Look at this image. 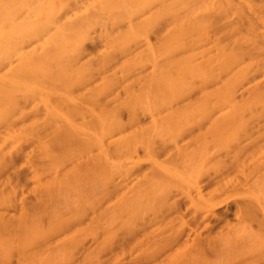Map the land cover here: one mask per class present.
I'll return each instance as SVG.
<instances>
[{
	"label": "bare ground",
	"instance_id": "6f19581e",
	"mask_svg": "<svg viewBox=\"0 0 264 264\" xmlns=\"http://www.w3.org/2000/svg\"><path fill=\"white\" fill-rule=\"evenodd\" d=\"M255 1L257 2V0H0V128H4V133L2 132V136H0V172L12 168L13 166L12 161L14 157L13 159L8 157H10L9 155L13 154L15 149L17 150V147H18V151H20L19 149L23 147L22 145L24 144V142L26 143L27 141L29 140L31 141L32 139L34 141L35 139L38 140L37 141L38 146L35 145L34 146L35 149L33 150L35 151L36 148L38 147V154H40L39 159L43 157L49 158L46 159L45 161L44 160L42 161L46 162L47 160H51L50 162L52 163H48L51 164L50 166H52L50 168L53 169V160L57 164H61V162H63L64 160H67V162L68 160H70V162L72 160L74 162L73 166H72L73 163L71 164L72 167L68 166L70 162L66 164H65L66 161L64 162L65 167L68 166L71 169L69 171L68 168L69 173L66 176L67 174L66 173L67 168H66L64 172V174L65 173L66 174L65 176L62 177L60 176V174L63 173L61 171H63L62 169L64 168V166L60 165L61 168L60 169L59 165H56V167L60 169L57 170L54 164L55 171L57 170L59 173L61 172L60 174L58 173L60 176V180L55 179L58 177L57 174L56 176L52 175L55 178L53 180L52 179L53 177H51L49 181V177L47 176L49 175L47 174L48 173L47 167L49 165L47 164L48 166L44 167L47 162L43 166L44 162L42 164L40 161L43 167L40 166L39 168L34 166V169L36 168L35 172L37 174L38 173L42 174L43 172L44 173L47 172L45 177H48V178H44L46 180L48 179L47 181L44 180V184L42 183L41 185L40 183L41 187L43 186V188H41L39 184L36 183L38 184V187H40L41 189V191L36 192V194L42 192L40 193V196L44 197L43 199L42 197L37 195L40 197L39 200L41 198L43 199V200L41 199L40 202L39 200H37V202H39L40 204L43 201L47 203V199L53 196V193L57 191L56 189L60 185H61L60 187L61 190V188H63L61 184L62 182L66 183L67 187L70 186L69 189L71 188L72 190V188H74L77 190L75 191L79 193V197H78V201L77 200L76 201L79 202L78 203L79 206L75 201L76 192L73 191L74 189L72 190V192L70 190V192L73 193L72 195L73 196L75 195V197L72 196L75 199L73 198L72 199L76 202V205L79 208L78 210L74 211V213H77V215L80 214V217H78L79 220L77 221L74 220L75 226H76L75 222L78 224L82 222L83 219L82 217H84L83 216L84 214L82 216L81 214L86 209L88 210V208H91L92 212L94 213L95 211H97L95 213L96 215L98 214V209H100L99 207L101 206L100 203H102V200L104 201L103 202L104 204H105V199L106 202H110L114 199L115 197L114 195L116 194H117L116 197L119 196L117 197L119 200L116 199L113 202L114 203L112 205L113 207L111 206L112 209L110 207L109 212L108 209H104V212L106 211V213H102L103 211L101 212L99 211L98 214L99 216L97 215L98 217L95 220L97 225L94 224L96 227L92 225L93 229L96 228L95 229L96 231L95 230L92 231V228L90 230L89 226L91 225H89L88 228L85 229L87 230L89 229L91 232H93L94 235H96V232L98 234L100 233L98 228L101 229L103 228L104 231L103 230L102 231L104 234L107 233L111 235V233H113L116 230L115 228L118 229L117 226L114 227L113 224L114 221L123 218L126 215L125 212H128V214L131 213L129 214V216L131 215L132 217L133 213L136 212L137 210V215L136 213L134 214L136 215L135 217H137L136 219H138L139 214L140 216H142L143 214L142 212L144 211L145 213V209H147L148 207H149L148 211L151 208L153 209V211L155 210V213L157 212L158 214L159 212V214H161L160 212H162L163 210L162 209L163 205L164 204L168 205L167 201L170 199L167 200V196L169 197L170 195L167 194H170L169 191L174 190L172 189V187L177 184L178 187H176V189L177 188L180 189V187H183V185L185 186V188L188 187L187 185L191 181L188 182L186 178L192 180L191 177L188 176L185 178L184 177L185 174L186 175L188 174L184 173L185 171L183 172L179 171L181 175L184 174L182 178L183 179L185 178V181L188 182V184L183 179L181 181H183L187 185L179 181V183L183 184V185L181 184L182 186H179L180 184L177 182L178 180L173 182L172 179L171 183L166 184L164 186L162 185L163 187L161 189L160 188L157 189V187L161 185L159 186L156 185L157 186L156 187L154 183L158 184L157 181L158 180L160 181L159 178L160 175L157 178L158 180H156L155 177H157L156 174L157 172H159V170H155L157 172L155 173V175L153 173L154 179L151 178L153 181L151 179L150 180L151 183L156 180L153 183L154 185L151 184V186L153 185L156 188H152L148 190L149 192L148 191L147 192L149 194L147 196L145 195L146 198H144L143 196L142 199V197L138 198L136 196L138 199L135 202V200L132 199L134 198V196L130 197L131 194H128L127 196V192H125L126 194H123L124 193L123 190L126 191L129 190L127 189L128 185H124V183L126 184V180L123 179H128L129 177L133 176L132 175L134 172L133 168L135 166L134 167L132 166L135 164H133L132 161H129L132 162V164L127 163V159H126L123 162L124 165L127 164V166L125 167L124 165L123 167L119 166L122 165L121 164L122 162L119 164L113 163V161H111L112 159L110 160L111 156L109 157V154L111 155L113 151L117 152L119 151V149H121L122 147L125 148L127 145H129L128 149L132 147V145L133 146L135 145L133 142L134 141L137 142V140L139 139L138 137H140L141 135L139 132H135L136 130L134 129H137V127L132 129L134 125H131L132 126L131 129L134 130L135 132L133 134V132L131 131V133L134 135L133 140L135 139V137L138 138L137 140L136 139L134 141L132 140L131 133H129L130 135L128 134V136L127 133L126 135L124 133L125 136L123 134H122L123 136L122 135L120 136L119 134L126 130L125 127L128 123L135 124L138 122V119L141 120V118L138 116L139 112L143 113L146 107L148 108L153 107V106L150 107L149 104L152 102L151 100H153V96H150L152 97L150 98L149 95H153V94L155 95L154 102H158L160 107L159 105H157V107L159 108L162 107L163 109L160 110H163L164 114L163 111H160L159 114L161 113L162 114L160 116H157L158 114L156 113L158 112L157 110L155 112L156 116H153L154 115L153 111H155V109L152 110L154 108L153 107L150 109L152 111L148 109V111L152 113V115L150 114L152 116L151 118L157 117L158 119L159 117L158 120L161 119L163 122L161 120L160 122L164 123L165 125L167 123L170 124V126L171 124H174L173 126L175 128L176 126L180 127L177 130L176 129L174 130V128L172 127L175 132L183 131L182 128L185 127L186 124H191V123L193 124L194 122L201 123L200 122L201 120L203 121L204 119H209L206 121L207 122L209 121L211 123H213L214 121L213 124L220 123L221 125H223L222 128L223 130H220L221 128H219L221 125H219L218 127L219 129L216 127L218 124L214 125L216 129L220 130V131L215 130L218 133L219 132L222 133L226 130L227 131L232 130L233 133H235L238 130L240 133H244L245 131L244 129H246V127H249L251 124H253L251 122L257 121V119L260 120L259 118L264 117V80L263 82H261L260 80L259 82H257L258 77L264 78V4H262L263 0L262 2L258 0V2H261V5L257 6L258 3L256 4ZM248 11L253 12L255 16L250 17L249 16L250 13H248ZM230 18H234V20L235 19L236 20L231 21ZM228 19H230L229 22H227L226 24L224 22L223 25L222 24L223 20H228ZM123 24L125 29L124 27L123 29H121ZM260 26L263 27L262 28L263 31H260L261 28ZM93 30H96V33H99L100 31L99 36L101 35L100 36L101 40L100 39L99 40L100 42H103L101 43L103 44L101 45L103 48L100 46V48L103 49V51H101L102 54L100 53L101 54L100 55L98 53L100 56H97L96 59L94 58L95 59L94 61L91 60V58L90 60L88 58L89 60L88 62L81 63L84 60L82 59V57L86 56L84 55L86 54L84 51L86 48L85 46L86 42L89 40L91 42L92 41L91 39L95 38V36H93V34H95V32L93 33ZM97 30L99 31L97 32ZM160 31H164V32L160 33ZM153 33L156 34L159 33V35L156 37L157 39L155 40L156 42H154L155 44L151 42V35ZM97 41L98 40H96V43ZM98 52H100V50H98ZM147 65L148 67L151 66V69L147 68L148 70L151 71L149 72V74L148 73L146 74L145 71L144 73H142L141 68L145 69L146 68L145 66ZM138 71L144 75L141 76L142 74H140ZM97 78L98 80L96 82ZM93 80L94 83L96 82V84L91 86L92 84L91 82ZM253 82L256 83L254 84ZM86 86L88 87L89 91L87 93L84 92L82 93L81 88L84 89ZM121 87H123L124 92L120 90ZM77 89L80 91L79 92L80 96L75 95L76 94L75 90L78 91ZM196 89H198L199 91L207 90V92L205 91L206 92L205 94L204 92H202L203 94L201 93L200 96L201 98L197 99V101L195 102L197 103L201 99L200 105L196 106L199 107L198 109H196V111L194 110V108H191L192 110H190V107H188V105L191 104H187V107L189 108L188 109L187 107H181L182 105L177 104V102H176L178 106L176 107L177 109L168 108V106L171 105L174 101H177L186 96L189 97L190 96L189 94H191L192 91L194 92V90L196 91ZM208 89H210V91ZM245 90H248L247 93L248 94L251 93V94H249L250 96L247 97L248 99H245L243 97V99L240 100L238 94L239 92L242 93V91L245 92ZM118 91L120 94H121L120 91L124 93V95L122 94L123 97L122 96L120 97L119 94L118 96L117 94H115ZM243 93L242 95H244ZM147 96L150 98L149 100L150 102L148 101L149 103H146L147 101L146 98L149 99ZM187 97L179 101L181 102L185 99L187 100ZM184 102L193 103L188 100ZM174 103L173 105H175ZM183 105L186 106V104ZM254 106L257 108L256 110L258 111L260 110L258 107L261 106L263 112L256 111L255 108H253ZM253 110H255L256 113L255 116L256 118L257 117L258 118L256 119L254 118L255 117L254 116L251 121V119L249 118L254 115V113H252ZM124 111L128 112V114L125 115L128 116L127 118L129 122H124L123 120L122 112L125 113ZM144 113L147 114V108H146V112ZM215 113L216 115H213ZM248 115H250V117ZM27 117H30L28 123L26 122V120H28ZM22 120L23 122L25 120L27 124L21 126L19 122ZM158 120L156 122L154 121V123L156 124L159 123ZM203 122L206 123L205 121ZM203 122L201 124H203ZM130 124H128V126H130ZM162 127L163 126H161V128ZM166 127L167 125L164 126L163 131H165ZM158 128L159 127H157V130H159ZM131 129H128V132H130ZM173 130H171L173 134H171V131L170 132L168 131V133L171 136H174ZM185 131L187 130L184 129L183 132ZM227 131L223 133L224 136L221 133H219L222 135V136L219 135V137L220 136L222 138L226 137V135L229 133V131L228 132ZM232 131L230 132V135ZM155 132H156V128H155ZM239 132H236L235 134L236 137H238V135L241 136ZM233 133L232 136H229L232 139L233 136H235L233 135ZM176 134L177 133H175V137ZM214 135L217 136L218 134L217 135L214 134ZM215 136L214 138L216 142L219 140L218 139L219 137H215ZM229 137L227 135L226 141L224 143L227 144V142H229V140L227 141ZM236 137L233 140L236 141L240 139V138L237 139ZM231 138L229 139L232 141ZM231 141L230 143L233 142ZM235 141L233 142L234 144ZM220 142L218 144L216 142V146L223 144L222 143L223 140H220ZM230 143L228 144L234 147L233 143L232 144ZM10 144H13V146L16 147H14L13 149V147ZM112 144H114V146ZM226 144L225 147H227ZM239 144L240 142L237 144V147ZM4 145H6L5 148H7L8 146L12 147V148L8 147L10 148L11 153L9 151H8L9 154L5 152V148L2 147ZM110 146H113L114 149L112 147L110 149ZM221 146L224 147L223 145ZM239 146L241 147V144ZM237 147L235 152H239V151L243 152L242 148L240 149L238 147L237 149ZM8 148L6 150H9ZM22 149L21 152L22 153L24 152L23 154L30 153L26 151L28 149H23L25 151H22ZM205 149L207 150L208 148ZM233 149L235 150V148ZM12 150L14 151L12 152ZM110 150L111 151L113 150L112 153L110 152ZM200 150L203 152L204 149L203 150L200 149ZM18 151L17 153H19ZM129 151L131 152V150L129 149L127 151L128 154H131L129 153ZM205 151L203 154L208 155V153H205ZM207 152H209V149ZM31 153L30 155H27L28 156L27 160L29 161L32 155ZM184 153L186 154V152ZM120 154H119L120 157L124 156ZM198 154L200 158L201 156L200 154L202 153L199 152ZM236 154L237 156L239 155L238 153H235V155ZM12 156L13 155H11V157ZM19 156L24 157L23 160L21 159L23 163H25L24 161H27L25 158L26 155L24 156L19 155ZM33 156L38 157L39 155H34L33 153ZM33 156L32 159L34 158ZM203 157L204 160L206 159V161H208V156L207 158H205V156ZM10 159H12L10 161V163L12 164L11 167L9 165ZM36 162L37 161H35V164ZM40 163L37 164L39 165ZM28 164L32 165L34 163L28 162ZM157 169H159V166L157 167ZM162 169H164L163 173L161 172L162 174H164V171L166 170L167 171L169 170L168 171L169 174L172 173L171 170H174V172L176 173L175 168L167 169L166 167H164ZM162 169H160V171H162ZM192 169H194L193 170L194 172L196 170V167H193ZM177 173L176 174L173 173L174 175L171 176H173L174 178L176 175L178 179V175L180 176V174L178 173L177 175ZM2 175L4 176V174L1 173V176ZM63 177H65V179ZM168 177H170V175H168ZM38 178L42 179L41 176L35 179L39 181L40 179ZM61 178L64 180L62 181ZM120 178H122V180ZM145 178L147 179V177ZM118 179H120L122 183L116 182V181H120ZM180 179L181 177H179V180ZM227 180L229 179L226 178V181ZM165 181L167 182L168 180L165 179ZM226 181L224 180L223 183L221 180L220 182H222L223 185L224 184L227 185ZM146 182H148V180ZM9 183H6L7 186ZM159 183L165 184V182L162 181V178ZM3 184H0V187L5 186V188L7 189L6 185ZM11 184L12 186L9 184L10 185L9 189L11 188L15 190L17 187L12 188L14 186L12 182ZM171 185L173 186L170 188ZM190 185L195 186L192 185V182L189 184V186ZM67 187H65V189L63 188L62 190L67 192L68 195H71ZM5 188L4 190L6 191ZM147 188L145 189L147 190ZM199 188L197 189L196 186L195 188L192 187L190 188L191 190L195 189L194 191H196L197 195L194 196H197L196 198H198V200L195 201V199H193V194L191 196L190 192L193 193L195 192L190 190L189 194H187L188 195L187 197H189L188 201H190L189 203L193 204V206H195L197 211L204 208L212 209L211 206L214 207V205H216L215 201L212 202L211 200L210 202L209 200V202L211 204L214 203V205L213 204L211 205L210 203H206L208 202V200L205 197H204L205 199L203 198L204 195L201 193V189ZM9 189L7 192H9ZM118 190L122 192L120 193ZM143 190L141 191V194L144 195V193L147 192H143ZM185 190H187V188ZM63 192L61 195H60L61 192L59 193V197L60 196L65 197L66 194L64 195ZM12 193L13 191L10 193V197L12 196L11 195ZM119 193L122 195L120 196ZM1 194L2 191L0 195ZM6 195L8 196V194ZM185 195H186V191H185ZM7 196L6 197L3 196L2 198H0L1 200L0 204H2L0 206L1 208L3 207L2 208L3 211L0 210V232L2 231L0 234V238H1L0 242L1 240H4L2 239L1 236L2 233H4L5 231L6 233L8 232L7 233L8 235L4 233L5 234L3 235L4 238L6 236L9 238V236L11 235V233L9 234V231L10 232L13 231L12 233L14 234L15 237L16 234L18 235V233L19 235L24 236L25 238L29 236V238L27 237V239L29 240L26 241H30V235L32 234L34 237L36 236L34 234H37V236L41 234V236H44L46 238L47 236L49 237L51 236V239L47 238V240L48 239L52 240L53 235H57L58 233H61L65 230L68 231V229L72 230L70 227L74 226L72 225L73 224L72 222L74 218H77V215L75 214L73 218V216L66 214L65 212L69 211L70 209L69 207L67 211L64 210V208L67 207L69 201L72 200V199L68 200L67 199L68 196L65 197L66 198L65 201L67 203L66 207L63 208L61 207V209H63L62 212H64L65 214H62L61 210H60L61 213L60 212L53 213L51 211L53 208L50 209L51 212L50 211L49 212L51 214L47 212V216L50 214L48 217L49 220L47 224H46L47 221H44L45 222L44 223L43 220L40 219L42 221L41 222L39 220V217H37V215L40 216L38 213L41 210L40 208H43L42 204H41L42 207L40 206L39 207L37 206L38 208L36 207L37 209H40L39 211H37V209L35 208L32 211L33 213L30 214L31 212L29 210L33 206H36V204L34 205L30 204V206L32 207L29 208L30 206H28L26 203L24 205L25 209L27 206L29 210L27 211L22 207V212L23 210L25 212L23 213L22 216H20V218L17 217L18 218L17 222L16 220L14 221V218L13 220L11 219L12 222L14 221L17 224L12 223L9 218L7 219L4 217L5 213L4 214L2 213L5 212L4 209H7L5 208L7 204H8L7 206L9 207L10 204L14 205L15 202V200L13 201V199L11 200L10 197ZM14 196H16V194ZM70 197L71 196H69L68 198ZM61 198L64 199L63 197ZM73 200L70 202L74 203ZM132 200H134V203ZM57 201L55 198V204ZM59 201L60 204L61 201L63 202V200H59ZM171 203H169V205ZM45 204H44L45 208H43L42 211H45L44 209H46L47 207L45 206ZM64 204H62V206ZM133 204L137 205L136 209H134ZM49 205L48 207L53 206L50 203ZM173 205L172 207H174L176 210L177 208L176 204L174 203ZM77 206H75V208H77ZM95 206L96 208L98 207L97 210ZM251 206L252 205L250 203L249 207ZM160 208L161 210L158 211V209ZM243 208L241 209L244 211L245 215L243 214V211L240 209V212L242 213V214L239 213L241 214L240 217L242 215L246 216L247 214H249L247 217H250L251 213L252 214L256 213V212H252V209H254L253 206L251 207L252 209L247 208L246 206L244 209ZM254 211L256 210L254 209ZM40 214H44V213L40 212ZM43 216L47 218L46 215ZM43 216L40 217L42 218ZM120 221H122L121 224H119L122 225V229L124 228L125 230H128V232H132V230L133 231L135 230V228L133 229V223L128 222L129 221L128 219L127 222H125V220L124 221L120 220ZM131 221L136 223V221L134 220ZM40 222L44 223L47 226H43ZM134 226L136 225L134 224ZM72 228L74 229V227ZM80 228L76 230L75 227V231L72 230V233L70 234L71 236L70 238H68V240L71 239L70 241H68L69 243H72V241H74L73 238H75V236L77 239H75L73 243H75L76 241L77 243H80L82 241L80 237L81 236L85 237L87 236L85 234L86 233L88 234L90 232L84 229L82 231H86V232L81 231V236L80 234L79 236L75 235L78 234L76 233L78 232V230L79 231L81 230ZM15 231H17L18 233H14ZM93 234L90 237L93 238ZM98 234L96 236H98ZM11 236L10 238L12 239L14 236L12 237ZM67 236L68 235H66V237ZM101 236H103V234ZM19 237L20 236H18L19 240L23 238V237L21 238ZM44 237H42V240L45 239ZM87 237H85L83 241L84 240L86 241V239H88ZM10 238L8 239L9 241ZM25 238L23 240H25ZM35 238L33 239L35 240ZM79 238L80 240H78ZM105 238H106L105 241L107 243L104 241V243L102 244L109 246L111 243H113L114 239L116 240L117 236L113 234L111 236H108L110 244L107 241L108 240L107 237ZM6 241H4V243H6ZM18 241H13V242L15 244L17 242L18 244ZM37 241L38 238L36 242H34V244L36 243L37 245ZM22 242L24 243V241ZM31 242L32 240L30 241V243ZM68 242L65 243L64 241L65 245L66 244L68 245ZM20 243L18 244L19 246H21L22 244ZM39 243L41 244L43 242L40 241L38 242V244ZM77 243L76 245L75 244L73 245L78 247ZM8 244L11 245V243L7 242V245ZM15 244L14 246H17V244L16 245ZM28 244L29 243H27V245ZM72 244L71 246H73ZM27 245L25 244L26 259L28 258L27 253L30 254V252L28 251L30 250L29 248L30 245L29 247ZM63 245L64 244H62V246ZM67 245L65 247H71ZM104 245L100 246V251H101V247H103ZM155 245H157V243ZM11 246H13V244ZM11 246H9L10 248L8 247L10 251L12 249ZM19 246L17 251L18 250L20 252L22 251L21 253L24 254L25 250H23V246L21 247ZM31 246L34 247L35 245H31ZM106 246H104L103 248H105ZM4 247L7 248L5 245ZM35 247H34L35 251L38 250ZM48 247L50 246L48 245ZM16 248L17 247H15V250ZM54 248H51V250ZM151 248L153 249V246ZM39 249H41V247H39ZM148 250L151 249L150 248L147 249L145 254L148 253ZM12 251L17 253V251H14V248ZM105 251L107 250L105 249ZM20 252L18 254L19 256L22 255L21 256V260H22V258L25 255L20 254ZM52 252L53 251L50 252V254L52 255L46 257V260L45 258L41 259V262L43 263L44 260L46 263L52 262L51 261L52 258L54 262L55 261L54 259L56 258L53 256L54 252L53 253ZM2 253H0L1 257H2ZM31 253H33V251ZM8 254H9V250H8ZM3 255L4 257L5 256L7 257V255L5 254ZM30 255H33L34 257L35 254H30ZM56 256L58 257V255ZM33 257L30 258L31 261L32 259H34ZM98 257L99 256H97V258ZM145 257H147V255ZM49 258L51 259L49 260ZM30 259H28L27 261H29ZM21 260L20 262L22 263ZM1 262L8 264L9 261L5 262V260L3 259V261ZM58 262H55L54 264H57ZM23 263H27V262H23ZM30 263L34 264L33 262ZM35 264H37V262Z\"/></svg>",
	"mask_w": 264,
	"mask_h": 264
},
{
	"label": "rangeland",
	"instance_id": "374dc122",
	"mask_svg": "<svg viewBox=\"0 0 264 264\" xmlns=\"http://www.w3.org/2000/svg\"><path fill=\"white\" fill-rule=\"evenodd\" d=\"M259 1L262 2V0H259ZM261 2H258V0H257L256 4L257 3L259 4V5L257 4V6H260ZM262 4H264V0H263ZM248 13H250V15L248 14L250 17L255 16V14L251 11H248ZM230 19H231V21L236 20V19L234 20V18H230ZM230 19L223 20L222 24L224 22L226 24L227 22H229ZM123 27H124V24L122 25L121 29H123ZM262 28L263 27L260 28V31H263ZM124 29H125V27H124ZM98 31L99 30H97V32ZM164 31H160V33L161 32L163 33ZM94 32H95V34H93ZM93 33L92 34H93V36H95V38L91 39L92 43L90 42V40L86 42V45H85L86 48L84 50L86 53L84 55H86V56L82 57V59H84V60L82 61V59H81V61H82L81 63L88 62L90 60V58H91V60L94 61L97 56H100L102 54L101 51H103V49H101L100 46L103 45V44H101L103 42H100V40H101L100 39L101 35L99 36L100 31H99V33H96V30H93ZM152 35H153V37H152ZM152 35H151V42L154 43V42H156L155 40H157L156 37L159 35V33H157V34L153 33ZM96 40H98L97 43H96ZM98 50H100V52H98ZM98 53L99 54L101 53V54L99 55ZM88 58H89V60H88ZM145 67H144L145 69L141 68L142 73H144V71H145L146 74L147 73L149 74V72L151 70H148L147 68L151 69V66L148 67V65H147ZM139 71H140V69H139ZM139 73L142 74L141 72H139ZM256 74H258V73H256ZM143 75L144 74H142L141 76H143ZM94 80L91 82L92 83L91 86L96 84L98 78L96 79L95 83H94ZM257 80H256L257 82H259V80L261 82H263L264 78L258 77ZM89 87H90V84H89ZM79 90H80V88H79ZM79 90L78 91L75 90L76 96H80ZM120 90L123 91V87H121ZM208 90L210 91V89H208ZM81 91H82V93L83 92L87 93L89 91V89L86 86L84 89L81 88ZM122 91H120L121 94L119 93V91L116 92L115 94H117V96L119 94L120 97L121 96L123 97L124 91L123 92ZM205 91L207 92V90H205ZM205 91L204 90L199 91L198 89H196V91L194 90V92L192 91L193 93L191 92V94H189L191 97L189 95H188L189 97L186 96L187 100L195 103L197 101V99L201 98L200 96H201L202 92H204V94L206 93ZM243 92L244 91H242V93ZM247 92H248V90H245V92L243 93L244 95H242V93L239 92L238 95H239L240 100H242L243 97L245 99H248L247 97L250 96L249 94H251V93L248 94ZM240 94H241V96H240ZM150 96H153V100H151L153 102V103L151 102L152 104L149 103L150 98H152ZM154 96H155L154 94L149 95L150 98L147 96L149 99L146 98V100H147L146 103H149L150 107L151 106L154 107V108L151 107V108H153L152 110L155 109V111H153V114H154L153 116H156V113H158L157 116H160L162 113L159 114V112L163 111L160 109H163V108L162 107L159 108L160 105L158 104V102H154ZM186 97H184V98H186ZM184 98H181V99H184ZM181 99H179V100H181ZM179 100L174 101L175 103L174 102L173 103L175 105H173V103H172L171 105L168 106V108L174 109V108L178 107L177 104L182 105L181 107H187V104H191V105H188V107H190V110H192L191 108H194V110L196 111V109L199 108L196 106H199L200 102H201V99L195 104L189 103V102L185 103L184 101H187L186 99L181 101L182 103ZM176 102H177V104H176ZM154 103H156V104H154ZM149 104H148V106H149ZM183 104H186V106H184ZM154 105H156V106H154ZM157 105H159V107H157ZM193 106H195V107H193ZM255 106H258V105H255ZM255 106L253 108H255V110H256L257 108ZM146 108H147V114L144 113V112H146ZM146 108H145L144 112L142 111L144 114L140 113V112L138 114V116L141 118V120L138 119V122L135 124L128 123V124H130V126H128V124L126 123L127 125H126L125 129L127 131L124 129L125 131L123 130L124 132H121L119 134L121 136L122 134L124 135V133H125V135H126V133H127V136H128V134L131 133V131L133 132V134L135 132H139L141 134L140 137L142 139L140 137H138L139 139L135 137L136 140L138 139L137 142L134 141L135 139L133 140L134 135L131 133L132 134L131 138L134 141L133 143L135 144L134 145L135 148L132 145V143H131V145L135 150L132 147H130L129 149L131 150V152L129 151V153H131V154H128L127 151L129 150L128 149L129 145H127L125 148L122 147L117 152L112 150L113 153L114 152L117 153V154L114 153L115 155L110 150V152L113 155L109 154V157L111 156L110 160L112 159L111 161H113V163L119 164L122 162L121 163L122 165H119V166L123 167V165H124L123 161L127 159V163L132 164V162H133V164H135L132 166V167L135 166L134 167L135 169L133 168V170H134V172L132 174L133 176L131 175L132 177H129L128 179H123V180H126V184L123 181L124 185H128L127 189H129L127 191L123 190L124 191L123 194H126L125 192H127V196H128V194H131L130 197L134 196V198H132V199H134L136 202L137 199L140 197H142V199H143V196H144V198H146L145 195L147 196L149 194L148 190H150L152 188H156L159 185H161V186L157 187V189L158 188L161 189L164 185L171 183L172 179H173L172 180L173 182L178 180L177 182L179 183V181H181L183 179L182 176L184 175V174L181 175V173H179V171L180 172L185 171L184 173H187L188 175L185 174L184 177L185 178L188 176L191 177L192 180H190L189 178H186L188 180V182L191 181L192 185H195L197 189L200 187L199 189H201V193L204 195L203 198L205 197L208 200V202H206V203H210L211 200H212V202L215 201L216 205H214V203H212L214 205V207L211 206L213 210L211 208H209V209L204 208V209L197 211L195 206H193V204L189 203L190 201H188L189 197H187L188 196L187 194H189V192L191 190L190 188L191 187L195 188V186H191V185L189 186V184L191 182L188 184V182H186L185 178H184L183 180L188 185L186 183H184L183 181H181V182L188 186V187H186L187 190H185L186 188L182 183H179L180 184L179 186L183 185V187H180V189H178V188L176 189V187H178L177 186L178 184L174 185V186L171 185L170 188L173 186L172 189H174V190L169 191L170 194H167V195H170L169 196L170 198L167 196V200L170 199L172 202L171 203L170 200H168L167 204L169 205V203H171L170 204L171 206L164 204L165 207L163 205L164 208L162 207L163 210H162V212H160L161 214H159V212H158V214H157V212L155 213V210L153 211V209H151V208L150 209L152 211L150 209L148 211V208H149L148 207L147 209H145V213H144V211L142 212L143 214L141 213L143 217L140 216V214H139L138 219H136L137 218V217H135L137 215V210H136V212L133 213L132 217H131V215L129 216V214H131V213L128 214V212H125L127 217L125 215L123 218L114 221V223H113L114 227L117 226L118 229L115 228L116 230L113 233H111V235L112 234L116 235L117 238H116V240L114 239L113 243L110 244L108 236H111V235L107 234V233H106L107 235L104 234L103 228L101 229V228H98V226H97V228L100 232L99 234L96 232V235L98 234V236L94 235L93 232H91L90 230H91V228H92V231L96 229L95 225H97V224H96L95 220L99 216L98 215L99 211L100 212L103 211L102 213H106V211L104 212V209H108V212H109V208L114 204L113 202L116 199H118L117 197H119V196L116 197L117 194L114 195L115 197L113 200L111 198L112 201H110V202H106V199H105V204H104L103 203L104 201L102 200V203H100L101 206L99 205L100 209H98V214H96V215H95V213L97 211H95V213H94V212H92L91 208H88V210L86 209L81 214V216L84 214L83 215L84 217H82L83 218L82 222H80L81 220L79 221L80 224H82V225H80L76 222H75L76 226L74 225V220L77 221V220H79L78 217H80V214L77 215V213H74V211L79 209L78 208L79 202H77L78 197H79V193L76 192L77 191L76 189L72 188V190L74 189L73 191L76 190L75 191L76 193L74 192L76 195V199L73 198V197H75V195L74 196L72 195L73 194V193H71L72 190H71V188L69 189L70 186L67 187L66 183H64V182L61 183L62 187L64 189H65V187H67L69 192L71 190V192H70L71 195H68L67 192L62 190L63 188H61V190H62L61 191L60 190L61 185H60L56 189L57 191L54 192L55 194L53 193V196L49 198L51 201L49 199H47L48 205L50 203L53 206L51 205L52 207H48L47 203L43 201L44 204L46 203L45 206H47L46 209H44L45 211H42L43 208H45L43 202L41 203L43 208H40L41 210L37 209L39 206L42 207L39 202L41 201L42 198L44 199V197L40 196V193H42V192H40L39 194H36V192L41 191L40 187H41L42 183L44 184V180H46L44 178L49 177V181H50V178L53 177L52 179L54 180V178H55L54 176H56L59 173L57 170L61 169L60 165L64 166V168L62 169L63 171H61L63 173L60 172L62 175L59 173L60 176L61 177L65 176L66 173H67L66 174V176H67L70 169H71L70 167H72L74 165V162L72 160H71V162H70V160H68V162H67V160H64L63 162H61V164H57L53 160V169H54V164H55V167H56V165H59V168H60L59 169L56 167L57 170L56 171H55V169L53 170L52 168H50V167H52V166H50L51 164H48V163H52V162H50L51 160H47L46 161L47 163L44 162L46 159H49V158L42 156L43 158L39 159L40 154H38V147L36 148L35 151L33 150V149H35L34 148L35 145L38 146V142H37L38 140L34 139V141H33V139H32L31 141L29 140L26 143L24 142V144L22 143L23 145L21 144L23 146V147L21 146L23 149H28V150H26L27 152H30V153L32 152L31 158L29 157L30 161L27 160L28 159L27 155H30V153L25 152L27 154H23L24 152L23 153L21 152L22 148L19 149L20 151H18V147H17V150L15 149L16 152L14 150H12V152L14 151L13 154H11L13 156L11 157V155H9L10 157H8V158H12V159L14 157V159L12 161L13 166L10 163V161L12 159L9 160V165H10V167L12 166V168L8 167V168H10V169H8L9 172L7 169L0 172V182H2L0 184L4 183L3 185H6V187H7V189H6L5 186L1 185L3 187V190H2V187H0V193L2 191L0 198H2L3 196L6 197L7 196L6 194H8V196L10 197V193L13 191V193L11 195L14 198L11 196L12 198L10 197V199L11 200L13 199V201L15 200L14 205L10 204L11 207L10 206L8 207L7 206L8 204L6 205L5 208H7V209H4L5 212H2L3 214L5 213L4 217L7 219L9 218L11 222L14 218V221L16 220V222H17L18 221L17 219L20 218V216H22L23 213L25 212L24 210L22 212V207L25 209L24 205L26 203L28 206H30V204H32V205L36 204V206H33V207L30 206L29 208L32 207L30 210L26 206L25 210H27V211L29 210L31 212V213L30 212H28V213L32 214L33 209H35L38 206L36 208L37 211L40 210V212H42L44 214H40V212L39 213L37 212V213L40 216L46 215V217L48 218L49 215L51 214L50 213L51 211L53 213H55V212L59 213L61 210V212H62L63 209H61V207L62 208L66 207V204H67L65 201V199H66L65 197L71 196L70 198L67 197V199L69 200V199L73 198V199H75V201L77 200L76 202H77L78 206L76 205V202L72 199L74 201V203L70 202L72 200L69 201L70 205L72 204L71 207L75 208V206H77V208H75V209L71 208L69 203H68L67 207L64 208V210H66V211L70 208L69 211H67L65 213L73 216V218H74L75 214L77 215V218H74L73 222H72L73 223L72 225H74V226H71L70 228L73 231H75V227H76V230L79 229L80 227H82V228H80L81 229L80 231L78 230V232H76L78 234H75V233L74 234L77 236H79V234H80V236H81V231L84 230L85 228H88L89 225L95 226L94 227L95 229H93V226L92 227L89 226L90 230L85 229L86 231H90V232L88 234L87 233L85 234L88 236V237L85 236L88 238V239H86V241L84 240L85 243L83 241V239H85V237L84 236L80 237L82 239L81 242L84 245L80 241H78L80 243H77V241L75 243H73L75 241V239H77V238H76V236H75V238H73L74 236L71 237L74 239V241H72V243L75 245L77 243L79 248L77 246L73 245L72 243L68 242L71 240V239L68 240V238H70V236H71L70 234L72 233V230H70V229H68V231L70 233L65 230L61 233H58L57 235H53L52 240H50L51 236L50 237L47 236V238H50L47 240V238L44 236H41V234H39V236H37V234H34V235H36L35 236L36 238L32 234V235H30V241L32 240L31 243H30V241H26V240H29V239H27V237L29 238V236H27L25 238L24 236L19 235V233L17 231L14 232V233H18V235L16 234V237L12 233L13 231L12 232L9 231V234L11 233V235L14 236L13 238L15 239V240L13 238L11 239L10 238L11 235H10L9 236L10 241H9L8 240L9 238L7 236L5 238L3 237V235H5L4 233H6V231L5 232L3 231L4 233H2L1 237L4 240H1V242H0V249L2 248L0 250V253L3 252L2 257L0 254V260L1 261H3V259L5 260V262L9 261L8 264H10V262H11V264H19V263L22 264L23 262H27L28 264L30 262H33L34 264L37 262V264H40L41 259L45 258V260H46V257H49L50 255H52V254H50V252L53 251L54 252V253L52 252L53 256L56 259H54L55 261L53 262V258L51 256L52 259L49 258V260L51 259V261H52V262H49L50 264H52V263L54 264L55 262H58V261H59L58 262L59 264H67L68 262H69L68 264H82V263L83 264H89V263H92V264H102V263L103 264H264V119H263L264 117L259 118L260 120L262 119L261 121L258 120L257 119L258 117L256 118V116H255L256 115L255 110H253L252 113H254V115L251 117H250V115H248L250 117L249 119H251V121H252V118L255 116L254 118H256L257 121L251 122V123H253V124H251L252 126L250 125L249 127H246V129H244L246 131V133H245V131H244V133H240L237 130L236 132H239V134L241 136L238 135V137H236V135H235L236 132L234 131L235 133H233V131L231 130L233 135H235V136H233V139L235 137L237 139L240 138V139H238L239 141L238 140L235 141L231 137H229V136H232V133L230 135L231 131L228 130L229 133L227 135L229 138L232 139L233 142L235 141V144H236L235 145L229 138L227 139V141L229 140V142H227V144L224 143L226 141L227 135H226V137H223L225 140L221 136L222 135L224 136L223 133L226 132L227 130L222 132V133L219 132L222 135L219 134L215 130H218L219 128H221L220 130H223L222 129L223 125H221L220 123H216V122H215L216 124H213L214 123L213 120H210V121H213V123H211L209 121L207 122L206 120H209V119L203 120L206 123H204L201 120L200 122L201 123L203 122V124L198 123V122H194L196 125L194 123L193 124L192 123L186 124L187 127L185 125V127L182 128L183 131H184V129L187 130L185 132H183V131H176L175 132L174 130L179 129L180 127L176 126V128H175L173 126L174 124H171V126H170V124L166 123L167 127L169 125L170 130H169V127L168 128L166 127L165 131H163L164 126H166V125L164 123H162L163 121L161 119L160 120L162 122H160V120H158L159 117H158V119H157V117L151 118L152 113H150L148 111V109L150 110L151 108H148V107H146ZM258 108L260 109L259 110L260 112H263V109L261 108V106H259ZM152 110H150V111H152ZM157 110H158V112H156ZM256 111H258V110H256ZM124 112L125 113L122 112L123 120H124V122H129V120L127 118L128 116L125 115V114H128V112L127 111H124ZM163 114H164V111H163ZM213 115H216V113ZM248 116H247V118H248ZM30 117H27L28 120L25 119L27 123H28ZM156 119L159 122L157 124L154 123V121ZM25 120H24V122H23V120L19 122L21 124V126L22 125L24 126L25 124H27L25 122ZM247 121H248V119H247ZM136 124H139V125H136ZM249 124H250V122H249ZM131 125H134L133 128ZM160 125L163 127L161 128ZM188 125H189V127H188ZM214 125H217L216 126L217 128L219 127V125H221V126L218 129H216V127ZM18 127H19V124H18ZM136 127H137V129H134ZM153 127L156 128V132H155V128H153ZM157 127H159L158 128L159 130H157ZM172 127L174 128V130ZM214 127H215V129H214ZM131 128L136 130V131L134 132V130H132ZM128 129H131L130 132H128ZM152 129H154V130H152ZM213 129H214V131H213ZM166 130H167V132H166ZM171 130L174 131V136H171L168 133V131L170 132ZM220 130H218V131H220ZM2 132L4 133V128H0V136H2ZM213 132H214V134H216V135L218 134V135L215 136L213 134ZM175 133H177L176 137H175ZM171 134H173L172 131H171ZM242 134H244V135H242ZM219 135H221V136L219 137ZM135 136H136V134H135ZM214 136L219 137L218 138L219 140L216 138L219 142H220V140H223V142H222L223 144H221V145H223L224 147H222L221 145L216 146V142H217V144L219 142L218 141L215 142ZM220 138H222V139H220ZM230 141L233 143L234 147L230 146L228 144V143H230ZM237 142L238 143L240 142L241 147L239 146L240 144L238 145V147L240 149L242 148L243 152H240V151L235 152L237 144H238ZM232 143H230V144H232ZM225 144L227 147H225ZM10 145L13 147V149H14V147H16V146H13V144H10ZM112 145L114 146V144H112ZM5 146L6 145H4L2 147L5 148ZM11 146H8V147H11ZM30 146H32V147H30ZM113 146H110V149H111V147L113 148ZM204 147L208 148L209 152H207L208 149L206 150ZM228 147H230V148H228ZM232 147L235 148V150ZM238 147H237V149H238ZM7 148H5V152L8 153V151H9L11 153L10 148H8L9 150H6ZM224 148H227V149H224ZM23 149H22V151H25ZM200 149H202V150L204 149L203 152ZM17 151L20 154L17 153ZM198 151L200 153H202V154H200L201 155L200 158L198 156L199 155ZM204 151H205V153H208V155L203 154ZM184 152H186V154ZM33 153H34V155H39V156L38 157L33 156ZM120 153H122V154H120ZM235 153H238L239 155L237 156V154L235 155ZM119 154L124 155V156L120 157ZM19 155H23V156L26 155L27 157L25 156V158L27 161H24L25 163H23L22 160L24 157L19 156ZM202 155L205 156V158H207V156H208V161H206V159L204 160V157ZM32 156L34 158L36 157L35 160H34V158L32 159ZM42 160H44V161H42ZM196 160H198V161H196ZM35 161H37L36 164H35ZM40 161L42 164L44 162L43 166L46 163V165L44 167L49 165L47 167L48 173L46 172L47 174H49V175H47L48 177H45L46 173H44V172L42 174L41 173L37 174L35 172L36 168L34 169V166L39 167V168H40V166L43 167L42 164L40 163ZM129 161H132V162H129ZM14 162H15V164H14ZM28 162L29 163L33 162L34 164L30 165V164H28ZM64 162H65V164L70 162L69 163L70 165L68 164V166H70V167H68V166L65 167ZM204 162H206V163H204ZM37 163H40V164L38 165ZM71 164H72V166H71ZM118 164H115V165H118ZM31 166L34 170L31 168ZM125 166H127V164L124 165V167ZM158 166H159V169H157ZM162 166L166 167L167 169H169V168L174 169L175 168L176 173L178 172L180 174V176H179L177 173L178 179H177L176 175L174 178H173V176H171V175L176 174L174 172V170H171V169H170L172 172L171 174L168 173L169 170L164 171V174L167 177L164 174H162L163 170H164V169H162V168H164ZM193 167H196V170L194 172H193V170L195 168L192 169ZM66 168H67V170H66L67 172L64 174ZM68 168H69V171H68ZM160 169H162V171H160ZM155 170H159V172H157ZM50 172H51V174H50ZM156 172H157V174H156L157 177H155V179L158 180L157 178L160 175L159 176L160 181L162 178V181L165 182V184L159 183L160 182L159 180L157 181L158 184L154 183L156 180L151 183V180H152L151 178H153V173L155 175ZM1 173L4 174V176L2 175L3 177L1 176ZM158 173H160V174H158ZM226 173H228V174H226ZM59 174L57 175L58 177L55 179L60 180ZM161 174H162V176H161ZM167 174L170 175V177H168ZM52 175H54V176H52ZM39 176H41L42 179L38 178L40 180L37 181L36 179ZM226 176H228V177H226ZM145 177H147V179ZM179 177H181L180 180H179ZM63 178L65 179V177H63ZM163 178H164V180H163ZM226 178H228L229 180L226 181ZM64 179L61 178L62 181ZM120 179L122 180V178H120ZM120 179H118V180H120ZM165 179L168 181L166 182ZM169 179H170V182H169ZM121 180L116 181V182L122 183ZM127 180H129V181H127ZM147 180H148V182H146ZM221 180H222V182L225 180L227 182V185H225V184L223 185L224 182L223 183L220 182ZM5 181H7V182H5ZM9 181H10V183H9ZM35 181H37V182H35ZM46 181H45V183H46ZM11 182L13 183V186H14L12 188L17 187L15 190H13L11 188H10L11 190L9 189L10 185L12 186ZM6 183H9L10 185L8 184V186H7ZM36 183H38L40 187H38V184H36ZM40 183H41V185H40ZM153 183L155 184V186L156 185L157 186L156 187L153 186L154 185ZM151 184H153L152 185L153 187L151 186ZM143 185H145V186H143ZM143 187H144V190H143ZM147 187H149V188H147ZM4 188L6 189V191L4 190ZM36 188H39V189H36ZM41 188H43V186ZM145 188H147V190ZM183 188H184V190H183ZM8 189H9L10 193L7 192ZM35 189H36V191H35ZM59 190L61 193L59 192ZM139 190H140V193H139ZM142 190H143V192H147V191L148 192L144 193V195H143V194H141ZM194 190L195 189H192L191 191H194ZM185 191H186V195H185ZM58 192L60 193V195L62 194V192L64 193V195L66 194L65 197L64 196L59 197ZM194 192L195 193L190 192V195L192 196V194H193V199H195V201H196V200H198V198H196L197 196H194V195H197V193H196V191H194ZM14 193L16 194L17 198H16V196H14L15 195ZM120 193H119V195L121 196L122 194H120ZM114 194H115V192H114ZM37 195H39L42 198L39 200L40 197ZM54 197L56 198V201L60 198L59 200H63V202L61 201V204H60L59 203L60 201L58 200L57 201L58 204H57V202L55 204V198ZM61 197H63L64 199H62ZM37 200H39V202H37ZM134 200H132L133 203H134ZM209 200H210V202H209ZM173 202L177 206L176 210L174 207H172V205L174 204ZM107 203H109V204H107ZM250 203L256 211H254V209L251 208L252 206L249 207ZM62 204H64V205L62 206ZM73 204H74V206H73ZM0 205H2V204H0ZM57 205L59 206V208ZM4 206H5V204H4ZM136 206H137L136 204L135 205L133 204L134 209H136ZM245 206L247 208H251L252 212H256L257 214L251 213V216L247 217L249 214L246 213L247 214L246 216L242 215L240 217V215L242 214L240 212V209L243 207L245 208ZM112 207H111V209H112ZM2 208L0 206L1 211H3ZM95 208H96V206H95ZM97 208H96V210H97ZM172 208H173V210H172ZM50 209H52V210L50 211ZM194 209H195V211H194ZM46 210H48V211H46ZM159 210H161V208L158 209V211ZM21 212H22V214H21ZM45 212H46V214H45ZM47 212L50 213V214L48 213L49 214L48 216H47ZM65 213L62 212V214H65ZM135 213H136V215H134ZM239 213H241V214H239ZM93 214L95 215V218H94ZM243 214H244V211H243ZM40 216L37 215V217H39V220L41 219V220H43V222L47 221L46 222V224H47L49 218L47 219L44 216L41 218ZM133 216L135 217L136 220L134 219ZM130 217H131V220L136 221V223L131 221ZM127 219L129 220L128 222L133 223V229L135 228L134 231L132 230L133 233L128 232V230H125L124 228H123L124 229V231H123L122 225H119L122 222L120 220H123V221L125 220V222H127ZM14 221L12 223L15 224L16 222H14ZM44 223H41V224L43 226H47ZM134 224L136 226H134ZM182 226H184V227H182ZM72 227H74V229ZM112 227H113V225H112ZM119 228H120V230H119ZM86 231H82V232H86ZM1 232H0V234H1ZM91 233L93 234V238L90 237V236H92ZM65 234L68 236L66 237ZM102 234H103V236H101ZM117 234H119V235H117ZM83 235H84V233H83ZM18 236H20L19 238L23 237L20 240L24 241V243L18 239ZM31 236H32V238H31ZM40 236H41V238H40ZM42 237H44L45 239L43 238L44 240H42ZM82 237H84V238H82ZM98 237H101V238H98ZM105 237H107V239H108L107 241L110 244L109 246L102 244V243H104V241L106 239ZM24 238H25V240H23ZM33 238H35V240ZM37 238H38V241H37V245H36V243L34 244V242H36ZM54 238H55V241H54ZM80 238L78 240H80ZM111 238H110V240H111ZM113 238H114V236H113ZM6 240H8V241H6ZM11 240H12V242H11ZM33 240H34V242H33ZM39 240L42 241L43 243L38 244V242H40ZM45 240H47V241H45ZM58 240H59V242H58ZM4 241H6V243H4ZM13 241H18V244L21 242L22 244L21 243L20 244H21V246H23V250L26 249L25 244L27 245V243H29L27 246L29 247V245H30L29 248H30V250L32 248V250L31 251L28 250L29 248L27 250L30 252V254H35L34 257H33V255H30L29 253H27L28 258L26 259V255H25L26 250H25V252L23 251L24 254L21 253L22 251L20 252L18 250L20 252V254L25 255L21 260L22 255L19 256V254H18L19 252L17 251L19 245L16 242L17 246H14L15 243ZM64 241H65V243L68 242V245L66 244L67 246H71V244L73 246L65 247L66 245H65ZM7 242L11 243V245L13 244V246H11L9 244L7 245ZM60 243H62L64 245L62 246V244H60ZM156 243H157V245H155ZM1 244H2V246H1ZM96 244H97V247H96ZM4 245L7 248H5ZM31 245H35L36 247L35 246L34 247L38 250L35 251L34 247ZM48 245L50 247H48ZM52 245H54V246H52ZM55 245H56V247H55ZM102 245H104L106 247L105 248H103L104 246L101 247V251H100V246H102ZM9 246L12 247L11 251L9 249L10 248ZM21 246H19V247H21ZM37 246H38V248H37ZM152 246H153V249L151 248ZM159 246H161V247H159ZM15 247H17L16 250H15ZM39 247H41V249H39ZM63 247H64V249H63ZM111 247H112V249H111ZM13 248H14V251H17V253L12 251ZM51 248H54V249L51 250ZM97 248H99V249H97ZM149 248L151 250H148V253L145 254V252ZM154 248H155V251H154ZM75 249H76V251H75ZM105 249L107 251H105ZM8 250H9V254H8ZM20 250H21V248H20ZM66 250H67V252H66ZM91 250H92V252H91ZM32 251H33V253H31ZM61 251H63V252H61ZM68 251H69V253H68ZM11 252H13V253H11ZM150 253H151V255H150ZM3 254L7 255V257L6 256L4 257ZM152 254H153V256H152ZM29 255L34 258V259H32V261L30 259L32 257H30ZM56 255H58V257ZM146 255H147V257H145ZM85 256H87L88 258ZM97 256H99L98 258H100V259H98ZM73 257H74V259H73ZM64 258H67V259H64ZM28 259H30V260L27 261ZM96 259L98 260V262ZM20 260L22 261V263L20 262ZM45 260L43 263L41 262V264H44V263L49 264V263H46ZM93 260H96V261H93ZM1 261H0V264L4 263ZM27 263H23V264H27ZM4 264H6V263H4ZM30 264H32V263H30Z\"/></svg>",
	"mask_w": 264,
	"mask_h": 264
}]
</instances>
